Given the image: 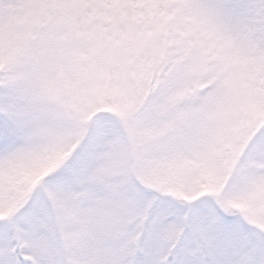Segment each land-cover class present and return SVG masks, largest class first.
Returning <instances> with one entry per match:
<instances>
[{
	"label": "snow or ice",
	"instance_id": "1",
	"mask_svg": "<svg viewBox=\"0 0 264 264\" xmlns=\"http://www.w3.org/2000/svg\"><path fill=\"white\" fill-rule=\"evenodd\" d=\"M0 264H264V0H0Z\"/></svg>",
	"mask_w": 264,
	"mask_h": 264
}]
</instances>
